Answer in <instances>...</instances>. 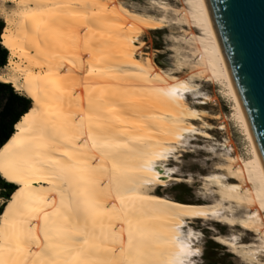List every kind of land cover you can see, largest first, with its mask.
Masks as SVG:
<instances>
[{"label":"bare ground","instance_id":"bare-ground-1","mask_svg":"<svg viewBox=\"0 0 264 264\" xmlns=\"http://www.w3.org/2000/svg\"><path fill=\"white\" fill-rule=\"evenodd\" d=\"M3 2L4 0H0V5ZM8 2L14 5L9 10L16 14L11 16V20H3L5 26L0 34V44L8 52V61L0 70V75L7 72L21 86H26V82L31 79L34 96L28 98L31 102L28 112L35 108L38 118L65 124L72 130L79 126V117L83 114L86 131L90 97L94 100L102 98L109 102L117 97H135L138 98V103L147 108L146 118H155L148 119L147 122L157 128L163 125L165 134L159 137L161 144L155 151H164L166 147L172 145L192 146L199 139L209 144L207 148L200 150L211 156L208 160H218V163H214L207 174L200 176L201 192L197 193L198 198L194 203L180 202L158 194V188L168 187L169 182H182L178 172L171 173L170 178L169 174L165 173L162 177L165 183L136 186V191L140 194L151 195L153 198L144 201L142 211L131 213L130 217L134 222L135 218L140 219L141 227L150 234L152 250L162 253L159 258L165 261L199 259V257L185 256L181 250V245L184 246L185 251L192 252L196 251L197 246L200 247L201 235L193 228L195 221L213 222L227 227L226 235L210 228L214 233L212 240L227 248L241 264H244L245 255L257 254L258 247L262 243L261 237L264 236V221L256 216L249 218V212L257 205L250 207L247 204V200L254 198L255 193L253 192V197H248L246 190L252 188L247 179L249 158L257 170L263 162L231 79L206 0L204 5L207 16L203 19L208 25L207 31L201 27V18L191 7L190 0H176V4L180 5L179 8L167 2L153 0L150 2L151 12L130 9L119 0H8ZM95 4L105 6L114 4L116 11L113 14L111 7H93ZM121 8L123 11L120 10ZM94 12L97 15H93ZM167 29L179 30L176 35L174 33L168 36V41L172 44L169 50L176 59L173 62L176 66H181L182 72L187 71L188 76L194 79L187 81L189 91L181 89L174 96H157L149 90L153 87L164 90L179 87L184 79L176 76L182 72H173L169 76L171 69L163 70L155 66L151 59H143L141 56L144 43L141 42V38L151 32ZM85 33L88 37L87 44L84 40ZM45 35L51 37L47 43H45ZM127 53H131V56ZM157 76H160L159 80L156 79ZM138 84H142L143 87L134 90ZM201 84L219 87L223 96L231 103L233 111L231 120L236 123L247 143V158H242L238 154L233 155L235 151L230 148L227 139L220 143L211 135L210 131L217 130L224 133L227 129L224 122H220L215 127L206 121L221 118L211 116L207 111L199 108L213 101L207 94L201 92ZM37 96L40 98V103L35 100ZM110 106L120 105L110 104ZM105 114L109 115L107 112ZM194 122L200 123V126L197 127ZM21 123L19 119L16 124ZM16 124L13 127L12 137L0 148V177L17 188L0 206L2 208L0 229L5 227L4 221L7 217L9 231L14 220L26 219L16 215V206L28 202L27 198L30 195L54 198L56 207H59L60 202L56 192L47 191L56 185L48 183L44 174H33L32 178L28 179L27 174L20 175L17 172L19 153L17 149L8 147L13 137L20 133ZM205 124L209 127L205 128ZM119 126L133 127L131 124ZM185 126L195 128V132L185 130ZM20 134L28 135L26 132ZM155 140L156 137L153 138V142ZM75 143L76 151L85 155L74 158V161L78 159L80 161L78 166L85 170L84 175H89L87 153L91 151L90 144L89 149L85 150L79 147L81 141ZM67 147L71 148V145ZM51 155L54 158L68 160V157H62L60 151L52 152ZM155 163L160 164L165 161L156 160ZM106 166L111 168V164ZM4 167L8 168L9 175L14 179L9 180L5 177ZM134 175L147 176L153 180L156 178L155 173ZM209 176L212 178H208ZM95 178L98 190L100 185L108 183L106 177L99 173ZM17 180L21 182L18 183ZM233 186L240 191L229 192L228 189ZM104 191L106 192L107 188ZM228 196L234 199H227ZM111 203H115L118 209L121 207L114 195L108 200L103 194L100 195L95 232L99 235L103 225L105 233L111 235L115 232L119 239L120 229L123 228L125 230L123 239L126 243L128 225L126 222H121L123 216L120 213L111 211ZM9 204H12L13 208H9ZM43 206L48 212L55 211L54 207ZM137 208H141L139 201ZM232 221L236 222L232 223ZM84 222L83 216L79 221L75 219L67 223L60 221L66 227L77 223L82 227ZM43 224L42 214L39 221L31 222V226L36 227V234L42 244L44 243L41 230ZM28 226L27 223L24 224L25 228ZM88 226L89 229L92 228V220L88 221ZM249 233L253 238L250 242H245V236ZM3 243L0 240V245ZM108 246H112L111 240L108 241ZM115 246L118 248L119 244ZM39 251L40 249L33 246L30 251L25 249L21 255L29 262L33 260L39 262L41 257L35 255ZM8 255L7 252L4 253L6 258ZM11 255L15 257L16 253L13 252ZM100 255L104 256L105 253L101 252Z\"/></svg>","mask_w":264,"mask_h":264},{"label":"snow or ice","instance_id":"snow-or-ice-1","mask_svg":"<svg viewBox=\"0 0 264 264\" xmlns=\"http://www.w3.org/2000/svg\"><path fill=\"white\" fill-rule=\"evenodd\" d=\"M134 2L142 3L143 0H134ZM190 5L199 14L201 27L207 31L208 25L203 19L207 16L204 0H190ZM13 6L8 0H4L0 5V20H11V16L16 14L9 10ZM93 7H111L113 14L116 11L114 4L106 6L95 4ZM176 7L179 8L180 5L176 4ZM120 10L123 11L122 8ZM93 15L97 14L94 12ZM0 31H3V24H0ZM50 38L45 35V43ZM84 40L87 44V33L84 34ZM127 55L131 56V53ZM2 68L3 66L0 65V70ZM173 72H182L181 66L173 67L169 76ZM156 79L159 80L160 76ZM192 79L194 77L185 75L179 87L169 90L153 87L149 91L157 96H174L181 89L189 91L187 81ZM142 87V84H138L134 90H140ZM33 96L31 79L26 82V86H21L7 72L0 75V122L3 121L10 105L21 103ZM35 100L37 103L41 102L38 96ZM137 101L138 98L135 97H117L111 102L102 98L94 100L90 97L86 131L83 114L79 117V126L74 130L69 129L65 124L38 118L35 108L18 117L22 123L16 124V127L20 129V133L26 132L28 135L23 136L17 133L8 145L9 149H17L19 153L17 172L20 175L27 174L28 179H31L33 174H44L48 183L56 185L47 191L56 192L60 202L59 207H56L54 198L30 195L27 198L28 202L16 206V215L26 219L14 220L12 229L9 231L7 227L9 221L7 217L5 218V227L0 229V240L4 242L0 245V264H205L206 241L202 240L201 243L205 244V247L197 246L195 252L185 251L184 246L181 245L183 255L199 257V259L165 261L159 258L162 253L152 250L150 234L141 227L140 219L137 217L134 222L130 217L131 213L142 211L144 201L153 198L151 195L140 194L136 191V186L165 183L162 179L165 173H168L170 178L171 173L181 170V166L185 163L182 154L188 150L197 151L195 146L189 145H172L166 147L164 151H155L161 144L159 137L165 134L163 125L157 128L149 124L147 120L155 118H146L147 108ZM110 104L120 106L115 107ZM106 112L109 115H106ZM127 124L133 127L119 126ZM204 127L207 128L209 125L205 124ZM185 130L195 132V128L187 126ZM154 137H156L155 142H153ZM179 138L183 139V137ZM75 141H81L79 147L85 150L89 149L90 144L91 151L87 153L89 175H84L85 170L78 166L80 162L78 159L74 161V158L85 155L76 151ZM68 145H71V148L67 147ZM56 151H60L62 157H68V160L54 158L51 153ZM156 160L165 161V163L157 164ZM107 164H111L110 169L106 166ZM3 172L7 179H14L12 175H9L7 167L3 168ZM97 173L106 177L108 181L107 185H100L99 190L95 178ZM135 173H155L156 178L153 180L147 176L134 175ZM247 179L252 185L251 189L246 190L247 196L253 197V192L255 193L254 198L247 200V204L250 207L257 205L249 212V218L256 216L264 221V164L257 170L249 158ZM17 182L21 181L17 180ZM24 182L27 183V181ZM105 188H107L106 192ZM228 191L236 192L240 189L233 186ZM101 194L106 200L112 199L113 195L116 200H119L121 205L119 209L115 203H111L110 208L112 212L120 213L123 216L121 222H126L128 225L126 243L123 239L125 231L123 228L120 229L119 239L115 232L111 235L105 233L103 225H101V233L96 234V216L99 214L98 201ZM227 199H234V197L228 196ZM138 201L141 202L140 209L137 208ZM43 205L54 207L55 211L48 212ZM8 207L13 208V205L9 204ZM41 214L44 221L41 229L43 244L36 234V227L31 226L32 221L41 219ZM194 215L201 214L194 213ZM81 216L85 221L82 227L78 223L71 227L60 223L61 220L65 223L73 219L79 221ZM52 217L57 219L53 220ZM89 220H92L91 229L88 226ZM235 222L232 221V223ZM25 223L29 225L27 228L24 227ZM109 240H111V247L108 246ZM261 240L258 253L245 255L244 264H264V236ZM117 244H119L118 248L115 246ZM33 246L40 249L35 253L36 256L41 257L39 262L35 260L29 262L25 256L21 255L25 249L30 251ZM5 252L9 254L7 258L4 256ZM13 252L16 253L15 257L11 255ZM101 252L105 255L101 256Z\"/></svg>","mask_w":264,"mask_h":264},{"label":"rangeland","instance_id":"rangeland-1","mask_svg":"<svg viewBox=\"0 0 264 264\" xmlns=\"http://www.w3.org/2000/svg\"><path fill=\"white\" fill-rule=\"evenodd\" d=\"M119 1L124 5H126L127 7H129L130 9L138 10L142 12L145 11L151 12L150 2L153 0L151 1L143 0L142 3H136L134 2V0H119ZM156 1H163L171 5H176V0H156ZM0 24H3V28H4L5 24L3 20H0ZM178 32H179L178 29H167L165 31H155V32H151L150 34L143 35L141 38V42L144 43V47L142 49L143 55L141 57L143 59L145 58L151 59L152 63L155 66L163 70L169 71L173 67H176L175 62H173L176 60L174 54L169 50L172 44L168 41V36L174 33L176 35ZM0 33H2V31H0ZM7 61H8V52H7L6 64ZM5 66H3V68ZM185 75L188 76L187 71H183L182 73H179L176 76L178 78L184 79ZM201 90H202L201 92L207 94L213 101L209 102L208 103L209 105L202 106L199 108L207 111L211 116L221 118L220 120L207 119L206 121L215 127H217L220 124V122H224L227 129L224 133L221 131L219 132L217 130H213L212 132L210 131L211 135L220 143H223V141L227 139L230 142V148H232L235 151L233 152V155L238 154L242 158H247L248 157L247 143L244 140L242 134L240 133V130L237 127L236 123L231 120V114L233 113L231 103L228 101V99L225 96H223L221 89L219 87L210 84H201ZM194 124L197 127L200 126V123L194 122ZM207 145L209 144L205 143V140L199 139L198 141L194 142L192 145L195 146V148L197 149L196 152H192L191 150H188L189 152L186 151V153L182 154V158L184 159L185 163L181 166V170L178 172V174L181 176L182 182L177 183L171 181L168 183V187L158 188L159 195H164L169 198L185 203H194L197 200L198 198L197 193L201 192V187H202L200 183L201 182L200 176L207 174L210 171L213 164L218 163V160L215 161L208 160L211 159V156L208 155L205 151L200 150L207 148ZM205 160L207 162H205ZM0 179L3 180L1 177ZM10 195L11 194H9L7 191L2 189V187L0 186V206H2L4 202L11 197ZM1 211L2 208H0V213ZM204 224L205 226H203ZM193 228L196 231H198V233L201 235L200 236L201 241L202 240L206 241L207 251L205 252L204 255L205 264H238L239 260L234 255L230 254L227 248L216 244L212 240L214 233L211 229H215L221 234L226 235L228 233L227 227H223L213 222L195 221V223L193 224ZM252 238L253 235L249 233L247 236H245L244 241L250 242ZM200 247H205V244L203 245V243H201ZM239 264H241L240 261Z\"/></svg>","mask_w":264,"mask_h":264},{"label":"water","instance_id":"water-1","mask_svg":"<svg viewBox=\"0 0 264 264\" xmlns=\"http://www.w3.org/2000/svg\"><path fill=\"white\" fill-rule=\"evenodd\" d=\"M206 2L264 164V0Z\"/></svg>","mask_w":264,"mask_h":264},{"label":"trees","instance_id":"trees-1","mask_svg":"<svg viewBox=\"0 0 264 264\" xmlns=\"http://www.w3.org/2000/svg\"><path fill=\"white\" fill-rule=\"evenodd\" d=\"M7 60V51L0 45V65L5 66ZM31 108V102L26 99L21 103H13L5 113V117L0 122V148L12 137L13 127L19 121L18 117L23 116ZM0 186L9 194H13L16 187L0 179ZM10 195V196H11ZM8 196V195H6Z\"/></svg>","mask_w":264,"mask_h":264}]
</instances>
